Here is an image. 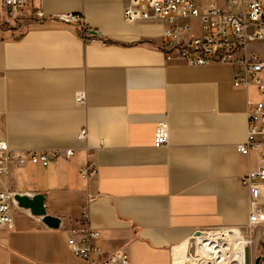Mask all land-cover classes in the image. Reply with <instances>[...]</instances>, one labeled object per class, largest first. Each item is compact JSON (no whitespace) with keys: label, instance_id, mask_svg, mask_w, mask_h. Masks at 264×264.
<instances>
[{"label":"crops","instance_id":"1","mask_svg":"<svg viewBox=\"0 0 264 264\" xmlns=\"http://www.w3.org/2000/svg\"><path fill=\"white\" fill-rule=\"evenodd\" d=\"M31 1L45 19L32 12L8 17L0 0V138L15 151L75 148L70 161L36 166L57 174L14 191L44 193L51 214L61 192L81 195L85 206L60 229L20 210L11 227L0 228V264H83L68 242L86 226L100 232L96 262L128 247L132 264H168L182 257L177 246L203 229H236L252 236L250 247L259 252L264 227L248 226L250 191L242 184L258 158L238 145L247 140V113L261 94L255 84L235 83L244 64L192 66L179 52L166 59L170 24L127 22L129 0ZM69 13L83 21L60 19ZM84 26L89 42L79 31ZM249 44L250 54L264 56V41ZM163 120L170 143L157 148ZM86 148L99 175L80 188L74 180ZM247 256L257 259L249 250Z\"/></svg>","mask_w":264,"mask_h":264},{"label":"built area","instance_id":"2","mask_svg":"<svg viewBox=\"0 0 264 264\" xmlns=\"http://www.w3.org/2000/svg\"><path fill=\"white\" fill-rule=\"evenodd\" d=\"M10 6L4 8L8 17L18 19L14 7L25 12H32L39 20L46 14L33 6L31 0H6ZM227 8L208 0H129L124 9V19L127 22L151 21L167 22L169 41L167 45H175L181 57H190L202 65L214 63L244 64L246 73L237 75V85L255 84L259 87L261 99L250 104L247 117L250 122L247 142L264 161V62L254 54L235 58V46L238 42L264 41V0H217ZM190 18L199 22V27L191 23H181L179 20ZM67 23H81L83 17L69 13L60 17ZM197 30V33H194ZM89 28L81 30L83 38L88 35ZM93 39V37H92ZM91 39V40H92ZM77 102L85 104L83 95L77 97ZM160 128V125H157ZM163 138L158 139V144ZM64 150L43 151L41 156L27 159L29 151H16L8 155L0 154V169L3 161L15 160L22 166L29 163L47 167L51 156ZM71 154V151H68ZM28 167V166H27ZM242 184L250 191V205L255 207L250 211L248 226L253 229L264 227V169L259 173L249 171L242 179ZM0 196V222L7 223L2 214L6 209ZM80 239L72 236L69 242L73 245L75 255H81L90 260L101 255L100 248L94 240L100 237V232L86 226L80 228ZM74 232H76L74 230ZM204 243L192 255L194 264H246V255L252 243V236L244 235L236 229L223 228L207 230ZM172 260H175L173 257ZM95 261V260H93ZM96 262V261H95ZM98 264H132L128 247H123L114 254L101 259Z\"/></svg>","mask_w":264,"mask_h":264},{"label":"bare ground","instance_id":"3","mask_svg":"<svg viewBox=\"0 0 264 264\" xmlns=\"http://www.w3.org/2000/svg\"><path fill=\"white\" fill-rule=\"evenodd\" d=\"M10 6L6 0H3V7L6 8ZM14 11L17 15H22L25 11L19 7H14ZM3 25H6L5 23ZM249 43L245 42H238L235 46V53L234 57L235 58H240L244 55L250 54L248 52V47ZM164 55L166 59H170L175 52H177V48L175 45H167L163 48ZM257 58H259L261 61L264 62V56L259 53H253ZM185 62L189 65L192 66H204L202 64L197 63L190 57H181ZM160 128H156L155 131V142L154 145L155 147H163V146H168L170 143V127L169 124L166 120L160 121L159 124ZM264 130V126L261 127ZM88 137V129L87 127H84L80 133L78 134V138L81 141H86ZM163 138V143L160 145L158 144V139ZM238 150L245 155H251V154H257L253 148L248 144L247 140L244 141L243 143L238 145ZM56 150H51V152H54ZM68 151H71V154H68ZM16 152L15 150H11L8 146V142L5 138H0V154L2 155H8L10 153ZM43 154V151L41 150H29L27 159H30L31 157H37L41 156ZM75 154V148H66L64 151H60L58 153H55L51 156V160H66L70 161ZM258 162L256 167L250 169V171L257 172L259 173L262 169H264V161L259 157L257 154ZM20 162H17L18 167H27L30 165H34L32 163H29L27 166H22L19 164ZM80 175L81 177L88 182L87 186L89 188L91 182H94L99 175V170H98V165L96 162V159L94 157V153L90 148H86V161L82 167H80ZM36 184V183H35ZM5 186H9L7 184H3L0 186V196L3 197L2 203L5 204L6 209L2 211V214L7 218V223H1L0 222V228L1 227H6L9 228L13 225L14 223V216L11 215V206L13 203H15L20 209V210H26L29 211L30 214L33 217H39L42 218L43 223L48 226L51 229H60L62 226V220L63 218H70L72 216L71 213L68 212H63L59 211L56 208H53V210L59 214H51L48 212L47 205H46V195H45V207L48 216H53L57 217L60 219V226L58 228H52L48 224L44 222L45 215H34L31 211L30 208H25L20 206L19 201L16 199V192L11 188H5ZM255 207L253 205H250V211H254ZM207 234V230H198L195 232L194 235H192L189 239L186 241L182 242L177 246V250L182 254V257L178 259V256H174L175 260H170L168 264H194L193 257L192 255L199 249V247L204 243L205 238ZM68 246L70 251L74 254V249L73 245L68 242ZM75 255V254H74ZM79 260L83 261V264H98L97 262L90 260L86 257H83L81 255H75Z\"/></svg>","mask_w":264,"mask_h":264},{"label":"rangeland","instance_id":"4","mask_svg":"<svg viewBox=\"0 0 264 264\" xmlns=\"http://www.w3.org/2000/svg\"><path fill=\"white\" fill-rule=\"evenodd\" d=\"M208 3H216L219 5L223 4V2H218L217 0H208ZM183 22H192L196 27H199V22L190 18L184 19ZM3 163V169L0 171V186H2L3 184H7L9 186H5V188H12L13 190L20 189L27 183L34 186L35 183H38L39 181L45 182L46 180L45 178H43V175L48 176L49 173H56L52 168H48L47 170H38L42 168L36 167L38 165H30L25 168L18 167L17 162L12 159L3 161ZM76 176L77 178L74 180V185L80 188L86 187L88 182L81 177L80 168L77 170ZM55 180L56 178L54 179V181ZM57 196L60 201L59 205L57 206V209L59 211L71 213L75 217L79 216L82 213L83 207L85 205L82 203L83 199L81 195L75 192H61L57 194ZM19 209L20 208L15 203H13L11 206V215H13L14 217H19ZM255 235L257 234L255 233ZM253 254L257 255V259L261 256H264V243H260L259 252H256L254 250V245H252L249 249V255L252 256ZM250 264H256L255 259H251Z\"/></svg>","mask_w":264,"mask_h":264},{"label":"water","instance_id":"5","mask_svg":"<svg viewBox=\"0 0 264 264\" xmlns=\"http://www.w3.org/2000/svg\"><path fill=\"white\" fill-rule=\"evenodd\" d=\"M16 199L19 201L20 206L30 208L34 215H45L44 222L52 228H58L60 226V219L53 216H48L45 207V195L44 193H37L34 195L17 193ZM261 258L256 260V264H260ZM249 257H246V264H249Z\"/></svg>","mask_w":264,"mask_h":264},{"label":"trees","instance_id":"6","mask_svg":"<svg viewBox=\"0 0 264 264\" xmlns=\"http://www.w3.org/2000/svg\"><path fill=\"white\" fill-rule=\"evenodd\" d=\"M28 12V11H27ZM27 12H24L22 15V17H24V18H26L27 19V15L25 16V14L27 13ZM80 32H81V30H79ZM92 39V37H87V39H86V42H89L90 40Z\"/></svg>","mask_w":264,"mask_h":264},{"label":"flooded vegetation","instance_id":"7","mask_svg":"<svg viewBox=\"0 0 264 264\" xmlns=\"http://www.w3.org/2000/svg\"><path fill=\"white\" fill-rule=\"evenodd\" d=\"M260 258H261L260 264H264V256H261Z\"/></svg>","mask_w":264,"mask_h":264}]
</instances>
